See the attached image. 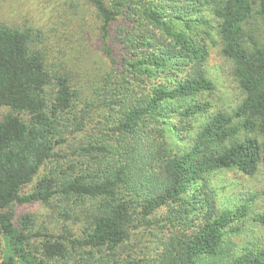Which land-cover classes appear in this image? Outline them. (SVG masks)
Masks as SVG:
<instances>
[{"label":"trees","instance_id":"16d2710c","mask_svg":"<svg viewBox=\"0 0 264 264\" xmlns=\"http://www.w3.org/2000/svg\"><path fill=\"white\" fill-rule=\"evenodd\" d=\"M84 2L110 67L91 99L65 44L0 22V264H264V244L232 240L254 200L223 208L210 190L219 171L264 166V41L247 33L254 17L264 26V0ZM207 41L220 42L244 94L230 113L203 99L215 90ZM96 107L109 112L103 122L90 117ZM34 203L62 232L18 213ZM163 208L152 255L132 254L133 231L158 227ZM82 213L79 237L70 225ZM253 220L264 226V214Z\"/></svg>","mask_w":264,"mask_h":264},{"label":"rangeland","instance_id":"374dc122","mask_svg":"<svg viewBox=\"0 0 264 264\" xmlns=\"http://www.w3.org/2000/svg\"><path fill=\"white\" fill-rule=\"evenodd\" d=\"M71 1L77 0H0V22H7L18 27L29 25L41 27L51 39V44H65L70 67L79 76L77 79L85 92L84 97L91 99L90 90L98 85L102 76L110 69L109 62L102 49L100 20L96 12L86 5L84 0H80V5L75 10ZM121 22L122 20L118 18L115 26L118 27ZM247 33L256 40L264 41V26L256 17L251 19ZM206 43L210 51L206 69L209 78L214 82L215 90L213 93L204 94L203 99L210 102V113L214 114L221 109L230 113L241 103L244 94L232 74L233 62L222 53L220 42L212 44L207 41ZM117 44L113 39L116 51H118ZM7 111L6 108L1 109L0 118ZM108 115L109 112L106 109L96 107L91 111L90 117L96 123V121L103 122L102 120H106ZM204 122L205 118L199 117L192 122L190 128H198ZM188 134L186 132L184 136ZM169 140L174 148H184L187 144L185 140L174 138L173 134L169 135ZM64 151L67 152V150ZM210 182V190H213L215 199L220 200L223 208L254 200L249 203L251 211L246 227L241 234L232 236L236 246L240 248L254 243L264 244V226L253 220L255 215L264 214V166H261L254 176L244 175L235 169L222 170L214 174ZM89 207L90 204H87V208ZM17 211L32 213L39 223L49 224L51 232L56 234L62 232L60 222L53 221L48 206L34 203L18 206ZM166 214L167 208L158 211L156 215V218L160 220L158 227L151 229V226H148L134 230L128 251L132 254L152 255L157 244V237L161 234V226L166 223L163 219ZM82 217L85 219L83 222L70 225L79 237L88 216L82 213ZM1 252L0 250V257Z\"/></svg>","mask_w":264,"mask_h":264}]
</instances>
